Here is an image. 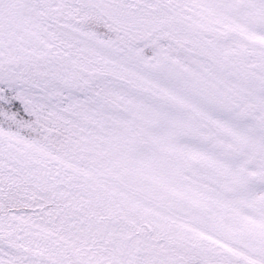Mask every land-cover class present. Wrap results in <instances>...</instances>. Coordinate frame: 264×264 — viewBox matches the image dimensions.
<instances>
[{"label": "snow or ice", "instance_id": "6c2138e0", "mask_svg": "<svg viewBox=\"0 0 264 264\" xmlns=\"http://www.w3.org/2000/svg\"><path fill=\"white\" fill-rule=\"evenodd\" d=\"M0 264H264V0H0Z\"/></svg>", "mask_w": 264, "mask_h": 264}]
</instances>
